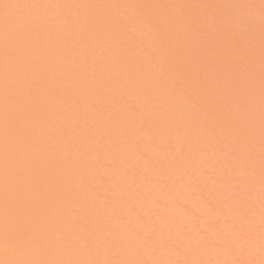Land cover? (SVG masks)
I'll list each match as a JSON object with an SVG mask.
<instances>
[{"label":"rangeland","instance_id":"obj_1","mask_svg":"<svg viewBox=\"0 0 264 264\" xmlns=\"http://www.w3.org/2000/svg\"><path fill=\"white\" fill-rule=\"evenodd\" d=\"M0 264H264V0H0Z\"/></svg>","mask_w":264,"mask_h":264},{"label":"bare ground","instance_id":"obj_2","mask_svg":"<svg viewBox=\"0 0 264 264\" xmlns=\"http://www.w3.org/2000/svg\"><path fill=\"white\" fill-rule=\"evenodd\" d=\"M11 122V121H10ZM12 124H13V122H12ZM7 125V124H6ZM11 125V124H10ZM2 127V126H1ZM4 127V126H3ZM5 128V127H4ZM13 128H14V126H13ZM3 130V129H2ZM6 130V129H5ZM10 131V130H9ZM16 131H18V130H16ZM19 132V131H18ZM6 133V132H5ZM2 139V138H1ZM11 148V147H10ZM9 252V251H8ZM5 254V253H4Z\"/></svg>","mask_w":264,"mask_h":264}]
</instances>
